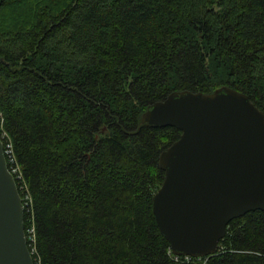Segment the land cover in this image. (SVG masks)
I'll return each mask as SVG.
<instances>
[{"label":"trees","instance_id":"16d2710c","mask_svg":"<svg viewBox=\"0 0 264 264\" xmlns=\"http://www.w3.org/2000/svg\"><path fill=\"white\" fill-rule=\"evenodd\" d=\"M220 88L264 114V0H0V116L34 264H264V211L189 260L153 215L158 157L180 132L143 113Z\"/></svg>","mask_w":264,"mask_h":264},{"label":"water","instance_id":"95a60500","mask_svg":"<svg viewBox=\"0 0 264 264\" xmlns=\"http://www.w3.org/2000/svg\"><path fill=\"white\" fill-rule=\"evenodd\" d=\"M141 124L180 132L158 157L164 179L152 198L156 225L174 256L215 255L233 219L264 211V114L244 94L174 92L150 105ZM0 264H34L1 140Z\"/></svg>","mask_w":264,"mask_h":264},{"label":"built area","instance_id":"2783aa9c","mask_svg":"<svg viewBox=\"0 0 264 264\" xmlns=\"http://www.w3.org/2000/svg\"><path fill=\"white\" fill-rule=\"evenodd\" d=\"M0 140L1 141L3 140L5 142V146H3V150H4L5 158L8 159V162L10 164V170L8 169L9 172L12 174V176L14 178L22 181V176H21V173L19 171V168H18V166L15 165V159L13 156L11 143H10L9 139L7 138L5 132L2 129V118H1V116H0ZM20 189L23 192V198H21L23 208H24V210L26 209L27 211H30V209L32 207L30 195L27 193V190H26L24 185L20 186ZM27 234H28V241H29L30 249H31L30 254L35 255L36 254L35 246H34L35 245V235H34L33 227H30L27 230ZM174 257L177 258V256H174ZM183 258H185V260L191 259V257H183ZM198 259H200V258H198ZM35 264H40V262L37 260V262Z\"/></svg>","mask_w":264,"mask_h":264}]
</instances>
